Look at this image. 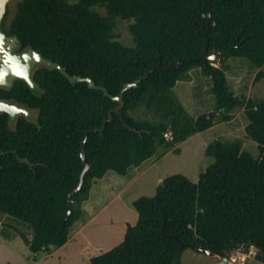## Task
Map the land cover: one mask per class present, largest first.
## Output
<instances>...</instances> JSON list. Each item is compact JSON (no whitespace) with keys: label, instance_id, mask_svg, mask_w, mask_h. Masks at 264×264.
<instances>
[{"label":"trees","instance_id":"16d2710c","mask_svg":"<svg viewBox=\"0 0 264 264\" xmlns=\"http://www.w3.org/2000/svg\"><path fill=\"white\" fill-rule=\"evenodd\" d=\"M95 6H106L109 15ZM116 17L132 20L134 46L114 39ZM7 32L24 48L60 62L71 74L92 77L114 95L157 62L166 66L181 57H199L206 49L264 66V0H21ZM195 67L210 78L215 110L194 117L178 105L168 109L170 121L159 123L130 114L140 105L163 103ZM263 74L260 70L259 77ZM32 78L36 88L22 78L5 88L10 100L36 115H22L16 125H8L5 113L3 125L0 114V214L31 230V237L17 227L15 233L35 254L68 241L94 180L111 170L126 175L139 167L165 143L166 132L182 142L211 128L218 113L223 121L233 119L232 111L244 104L216 62L156 69L125 92V106L113 113L103 133H89L90 169L64 222L68 191L83 168L85 131L102 125L118 102L86 81L72 83L45 64ZM245 115V130L257 142L258 157L241 139L211 142L206 153L215 160L199 179L175 173L162 180L153 196L138 198L137 222L128 224L122 242L91 257L90 264H182L188 248L221 258L255 248L256 259L264 261V101L248 99Z\"/></svg>","mask_w":264,"mask_h":264},{"label":"rangeland","instance_id":"374dc122","mask_svg":"<svg viewBox=\"0 0 264 264\" xmlns=\"http://www.w3.org/2000/svg\"><path fill=\"white\" fill-rule=\"evenodd\" d=\"M9 1L13 13L14 4L21 0ZM94 8L104 16L109 15L106 6ZM131 23L132 20L119 17L113 19L114 39L126 46L135 45ZM216 65L226 70L232 91L244 101L232 111L233 119L223 121L218 113L211 128L195 133L182 142L174 141L169 131V138L166 137L156 154L139 167L131 168L126 175L111 170L104 177L94 180L89 197L82 204V215L74 223L68 241L61 247L52 246L48 251L33 253L15 233L17 227L31 237V230L8 215L0 214V264H90L91 257L122 242L128 224H135L138 220L134 202L142 196H153L162 179L175 173L185 174L194 181L199 179L200 174L215 160L206 153L211 142L241 139L253 156L258 157L257 142L245 130L248 124L245 103L248 99L264 101V74L259 77V71H264V66L257 68L246 58L234 56L226 58L224 63L216 62ZM210 85V78L203 74L201 67H195L190 70V78L179 80L167 92L163 103L151 108L140 105L131 109L130 114L140 121L159 123L170 121L172 117H166L168 109L178 105L194 117L213 111L216 102L209 90ZM5 233L14 237L8 239ZM181 262L217 264L218 257L188 248Z\"/></svg>","mask_w":264,"mask_h":264},{"label":"water","instance_id":"95a60500","mask_svg":"<svg viewBox=\"0 0 264 264\" xmlns=\"http://www.w3.org/2000/svg\"><path fill=\"white\" fill-rule=\"evenodd\" d=\"M8 0H0V19L2 15L6 12V3ZM7 39V36L4 35L0 30V46H2L3 41ZM12 40H16L15 38ZM12 46L10 45L9 50L6 51V59L5 63L0 66V85H5L7 87H11L13 85V81L17 78L25 79L33 88H36V84L33 81L32 73L35 65L37 64H45L51 68H58L72 83L77 82H88L90 88L103 90L105 95L111 97L114 101L118 102V105L113 107L109 111V116L104 118L102 125L89 128L85 131V136L81 141V156L83 160V168L79 175V181L75 187L68 191V209L64 216V222L68 219L70 214L73 212V194L79 192L82 189L85 175L90 169V163L87 158V140L89 137V133L93 131L99 130L101 133L104 132L106 125L108 122L112 121L114 116V112H121V109L125 106V92L132 87H138L139 83H141L144 79L148 78L152 72L156 69H160L162 72L169 71V70H176L184 65H189L193 62H197L199 60H209L215 64V62L221 61L224 58H227L231 55L229 54H222V53H211L208 54V50L206 49L205 52L199 57H181L177 60H173L169 65L163 66L162 62L159 61L153 66L146 69L145 73L140 75L138 78L131 82H126L121 89L118 95H114L109 92L108 88L104 85H99L97 82L89 76H82L79 74H71L67 71L66 67L62 65L60 62L53 61L49 58H46L42 53L37 50H28L27 52L23 53L22 55L13 54ZM0 112H6L11 116V120L15 121L17 115L24 114L32 119L35 116V112L32 110L27 109L26 107L19 105L17 103H12L9 101H0ZM209 255H214L213 252L207 251ZM217 264H226V259L221 258Z\"/></svg>","mask_w":264,"mask_h":264},{"label":"flooded vegetation","instance_id":"af4514ba","mask_svg":"<svg viewBox=\"0 0 264 264\" xmlns=\"http://www.w3.org/2000/svg\"><path fill=\"white\" fill-rule=\"evenodd\" d=\"M18 2H19V1H18ZM18 2H16V3L14 4V6H13L14 11H13V13H11V5H10V1L8 0V2L6 3V12L2 15V17H1V19H0V30H1V32H2L4 35L7 36L6 41H5V38H4L3 44H2V46H0V66L3 65V64L5 63V59H6V51L9 50L10 45L12 46V49H11L12 53H13V54H17V55H22L23 53L27 52L28 50H32V49L24 48V47L22 46V43H21L20 39H19L16 35H10V34H8V32H7V30H9V28H10V25H11L12 19H13V17H14L15 14H16V11H17V4H18ZM14 38H15L16 40H12V39H14ZM5 50H6V51H5ZM40 65H42V64H37V65H35V67H34V69H33V72H34V70H35L38 66H40ZM32 74H33V73H32ZM15 80H16V79H15ZM15 80H14V81H15ZM14 81H13V82H14ZM5 88H8V87L5 86V85H0V101H9V102H12V103H17V102H15V101L10 100V99L5 95ZM17 104H19V103H17ZM19 105H21V104H19ZM34 112H35V115H36V111H34ZM5 113H6V112H0V114L2 115V119H3V121H4V122H3V125H5ZM6 114H7V116H6L7 121H8V119H9V121L7 122L8 125H16V122H17L18 118H19L20 116L24 115V114H19V115H17L15 121H12V120H11V116H10L8 113H6ZM8 115H9V117H8ZM34 117H35V116H34ZM34 117H33V118H34ZM33 118H32V119H33Z\"/></svg>","mask_w":264,"mask_h":264},{"label":"built area","instance_id":"2783aa9c","mask_svg":"<svg viewBox=\"0 0 264 264\" xmlns=\"http://www.w3.org/2000/svg\"><path fill=\"white\" fill-rule=\"evenodd\" d=\"M169 135H170L169 132L165 133V137L169 138ZM253 249L254 248H252L248 252H237L231 257H222V258H225L226 263H230V264H250L253 260L256 259V255H257V251H253Z\"/></svg>","mask_w":264,"mask_h":264},{"label":"crops","instance_id":"0c3cea01","mask_svg":"<svg viewBox=\"0 0 264 264\" xmlns=\"http://www.w3.org/2000/svg\"><path fill=\"white\" fill-rule=\"evenodd\" d=\"M136 168V167H135ZM108 173V172H107ZM100 179V178H99ZM163 180V179H162ZM253 251H257L256 249H253ZM215 256H217L218 257V261L221 259V257L220 256H218V255H215ZM255 262V264H264V261H258V260H253L250 264H253Z\"/></svg>","mask_w":264,"mask_h":264}]
</instances>
